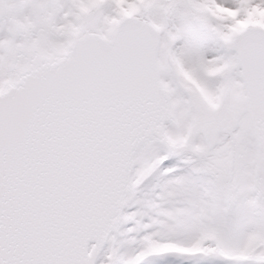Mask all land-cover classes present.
<instances>
[{"label":"snow or ice","instance_id":"snow-or-ice-1","mask_svg":"<svg viewBox=\"0 0 264 264\" xmlns=\"http://www.w3.org/2000/svg\"><path fill=\"white\" fill-rule=\"evenodd\" d=\"M0 264H264V0H0Z\"/></svg>","mask_w":264,"mask_h":264}]
</instances>
